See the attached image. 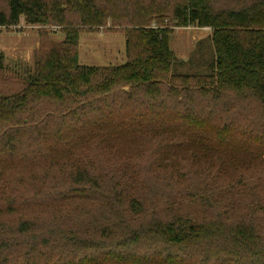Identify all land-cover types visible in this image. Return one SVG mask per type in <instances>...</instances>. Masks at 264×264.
I'll return each mask as SVG.
<instances>
[{"label":"trees","instance_id":"16d2710c","mask_svg":"<svg viewBox=\"0 0 264 264\" xmlns=\"http://www.w3.org/2000/svg\"><path fill=\"white\" fill-rule=\"evenodd\" d=\"M23 19L60 25L65 34L61 46L26 71L24 86L0 92V210L19 215L14 228L0 233V264H264V238L254 221L153 210L136 222L147 208L138 195L128 208L124 201L137 180L103 181L80 163L67 177L49 175L50 162L43 173V160L59 156L62 147L98 145L115 132L157 124L202 131L221 145L240 136L263 155L264 130L234 114L248 97L264 104V0L239 7L218 6V0H0V25ZM109 20L126 33L127 59L83 63L82 29ZM189 25L211 28V50L178 58L174 26ZM194 92L217 101L234 94L239 104L219 120L221 112L198 108ZM104 182L109 189H102ZM88 197L94 211L66 203ZM53 202L58 209L45 211Z\"/></svg>","mask_w":264,"mask_h":264},{"label":"rangeland","instance_id":"374dc122","mask_svg":"<svg viewBox=\"0 0 264 264\" xmlns=\"http://www.w3.org/2000/svg\"><path fill=\"white\" fill-rule=\"evenodd\" d=\"M249 1L218 0V6L239 7ZM165 22H168L166 18ZM208 29L197 25L174 26L171 47L178 58H189L197 54V50L202 54L210 51L207 32L211 30ZM64 34L60 25L28 24L24 19L17 25H0V53L4 57L0 92L18 91L24 86L26 71L33 68L49 48L61 46ZM125 34L124 29L111 20L99 28L84 27L79 48L81 61L89 65L124 62L127 59ZM194 57L202 59L198 55ZM184 71L192 73L195 69ZM194 99L200 110L221 112L219 120L228 115L227 112H233L228 106L239 104L238 97L230 93L217 101L210 95L202 97L194 92ZM235 112L236 119L245 115L249 128L261 126L259 129L264 130V104L257 98L248 97ZM242 140L237 136L230 145H221L202 131L173 124L149 125L139 131L115 132L98 145L89 141L74 143L72 148L62 147L59 156L49 155L43 160V173L48 174L50 162L54 166L49 175L56 179L67 177L80 163L103 181L120 180L126 184L127 180H137L138 184L125 194L124 201L127 208L132 195H138L143 201L148 213L137 215L136 222L148 220L153 210L166 216L180 212L207 221L222 214V219L230 223L254 221L264 238V154L259 153L260 147ZM27 172L29 169H25ZM109 188L104 182L102 189ZM93 200L88 197L70 199L66 203L81 204L84 209L94 211ZM54 205L53 202L44 210L52 213ZM63 211L66 215L70 213L68 208ZM18 216L2 208L0 233L7 226L14 228ZM61 218V223L66 225V220Z\"/></svg>","mask_w":264,"mask_h":264},{"label":"crops","instance_id":"0c3cea01","mask_svg":"<svg viewBox=\"0 0 264 264\" xmlns=\"http://www.w3.org/2000/svg\"><path fill=\"white\" fill-rule=\"evenodd\" d=\"M199 28H200V27H199ZM206 28H209L208 30H211V28H210V27H202V29H206ZM211 33H212V32H210V33H209V32H207V34H208V36H209V37H211Z\"/></svg>","mask_w":264,"mask_h":264}]
</instances>
